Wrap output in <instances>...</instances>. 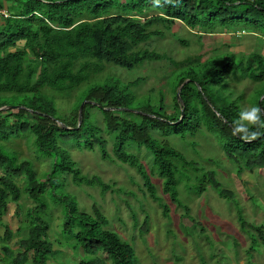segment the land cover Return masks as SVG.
Instances as JSON below:
<instances>
[{
	"label": "trees",
	"instance_id": "obj_1",
	"mask_svg": "<svg viewBox=\"0 0 264 264\" xmlns=\"http://www.w3.org/2000/svg\"><path fill=\"white\" fill-rule=\"evenodd\" d=\"M175 23L196 29L198 35L229 29L264 38V0H179L175 6L160 8H154L152 0H0V107H26L0 110V264H48L55 250L45 238L49 229L46 193L54 198L55 206H62L61 233L71 239L72 249L79 248L90 257L78 264H138L132 244L107 227L98 207L85 211L60 192L66 175L76 184L108 187L99 176L82 174L67 148L72 144L97 148L103 158L134 167L167 217L168 208L151 179L156 174L163 192L203 235V225L189 213L177 189L178 182L188 178L187 166L192 163L166 139L190 140L191 135L206 132L219 140L237 173L254 166L264 168V135L245 142L232 134V121L245 99L264 108V56L259 50L246 55L224 51L204 61L200 60L203 54L196 53L179 61L169 58L173 67L163 77L165 86L159 88L157 98L151 93L137 96L139 77L123 81L106 74L105 64L132 70L145 61L165 58L140 44L163 35L156 25L168 29ZM243 79L256 85L247 97L234 85ZM182 83L180 105L176 91ZM166 92L171 93V113L164 108ZM56 95L73 98L67 112H59ZM84 99L96 104L82 106L78 124V107ZM25 132L33 134L38 151L50 159L42 178L37 177L31 160H19L13 151L2 149L6 141ZM109 142L113 158L105 150ZM133 145L145 146L151 153L150 173L137 154L128 150ZM200 175L193 186L196 193L207 180L220 195H231L221 188L213 170ZM23 195L33 205L26 208L21 225L13 231L2 217L9 202L19 211ZM236 215L240 229L251 240L250 248L256 239L264 240L263 224L252 225L240 209ZM16 235H20L16 246H11L9 241Z\"/></svg>",
	"mask_w": 264,
	"mask_h": 264
},
{
	"label": "rangeland",
	"instance_id": "obj_2",
	"mask_svg": "<svg viewBox=\"0 0 264 264\" xmlns=\"http://www.w3.org/2000/svg\"><path fill=\"white\" fill-rule=\"evenodd\" d=\"M155 27L161 30L163 35L152 36L140 44V47L154 50L165 55V58L145 61L132 70L108 64L104 67L106 74L114 75L123 81L141 78L137 96L151 93L155 98L158 97L159 88L165 86L163 77L173 67L169 58L179 61L196 53L203 54L200 60L204 61L207 57L224 51L246 55L255 50H259L264 56V38L258 37L256 33L227 29L198 35L199 31L189 29L181 23H175L168 29L162 25ZM175 34L188 40V43L182 44L173 36ZM234 85L237 91H245L246 97L256 86L249 79H243ZM170 95V92L164 95V108L169 113L172 112ZM250 97L247 100H251ZM55 100L59 112L64 113L73 98H60L56 95ZM243 106H250L246 99ZM189 139L170 136L166 140L192 163L187 166L188 178L178 182L177 189L179 198L188 206L189 213L203 225L204 235L198 233V226L163 192L162 180L156 174H151V179L157 196L168 208L167 217L163 216L159 202L147 193L142 177L134 167L103 158L97 148L89 150L77 144L67 146L82 174L88 177L99 176L108 187L102 188L100 185L86 182L76 184L66 175L59 190L71 197L85 211L92 212L93 206L98 207L108 221L107 227L132 244L138 264H264V240L256 239L250 248L251 240L248 234L240 229L236 218V211L240 209L244 219L252 225L264 226V168L254 166L237 173L235 165L224 155L221 144L214 135L197 132ZM2 145L3 150L13 151L19 160H31L37 177L44 176L50 159L38 151L32 133L25 132ZM132 147L128 150L137 154L144 162L146 171L150 173L153 168L151 153L145 146ZM105 150L110 158H113L111 142L106 144ZM204 170H213L221 188L231 195H220L211 188L207 180L203 181L204 189L196 193L193 186ZM17 181L23 186L22 180L18 178ZM45 199L48 203L45 218L49 224L45 238L55 250L47 263L78 264L80 260L90 258L85 256L81 249H72L71 239L61 233L62 206H55L54 198L47 193ZM32 205L31 199L23 195L19 201V211H15L14 202H9L2 220L13 231L16 230L24 219L26 208ZM21 233L23 234V231ZM19 236L16 235L9 241L11 246H16Z\"/></svg>",
	"mask_w": 264,
	"mask_h": 264
},
{
	"label": "clouds",
	"instance_id": "obj_3",
	"mask_svg": "<svg viewBox=\"0 0 264 264\" xmlns=\"http://www.w3.org/2000/svg\"><path fill=\"white\" fill-rule=\"evenodd\" d=\"M179 0H152L154 8H160L164 5H176ZM253 128L257 130H252ZM264 129V108L259 105H250L241 107L238 117L232 121V134L245 142H252L264 135L260 131Z\"/></svg>",
	"mask_w": 264,
	"mask_h": 264
},
{
	"label": "water",
	"instance_id": "obj_4",
	"mask_svg": "<svg viewBox=\"0 0 264 264\" xmlns=\"http://www.w3.org/2000/svg\"><path fill=\"white\" fill-rule=\"evenodd\" d=\"M186 81H187V80H185L184 82H186ZM184 82H183V83H184ZM183 83H182L180 86H178L177 91H176V97H177V99L179 100L180 105L183 104L182 100H181L180 97H179V92H180V89H181ZM262 97H264V95L261 96V98H262ZM261 98H260V99H261ZM85 103L96 104V102H94V101H90V100H86V99H84V100L80 103V105H79V107H78V116H77V122H78V124L81 122V109H82V106H83ZM13 107L26 108V107L21 106V105H4V106H1V107H0V110H5V109L13 108ZM102 109H112V108L102 107ZM122 109H124V108H122ZM130 110L134 111L133 109H130ZM182 115H183V114H182V110H181L180 118L182 117ZM58 124H59L61 127H63V128H66V129L69 128L68 126H66L65 124H63V123H61V122H58Z\"/></svg>",
	"mask_w": 264,
	"mask_h": 264
}]
</instances>
